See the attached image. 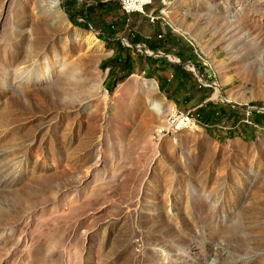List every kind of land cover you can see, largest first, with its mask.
Returning <instances> with one entry per match:
<instances>
[{
    "label": "rangeland",
    "instance_id": "obj_1",
    "mask_svg": "<svg viewBox=\"0 0 264 264\" xmlns=\"http://www.w3.org/2000/svg\"><path fill=\"white\" fill-rule=\"evenodd\" d=\"M46 1L0 0V264H264V0ZM112 25L183 57L182 98L149 63L107 90ZM176 108L196 126L157 138Z\"/></svg>",
    "mask_w": 264,
    "mask_h": 264
},
{
    "label": "trees",
    "instance_id": "obj_2",
    "mask_svg": "<svg viewBox=\"0 0 264 264\" xmlns=\"http://www.w3.org/2000/svg\"><path fill=\"white\" fill-rule=\"evenodd\" d=\"M98 4L100 5V7L104 5L103 3L100 2ZM86 10H87L86 8H80L78 10L66 8V12L69 16V19L75 25H81L77 23L75 18L77 17V15L83 16L84 11ZM122 13L125 16H128L127 14H125L123 10ZM123 22L124 23L126 22V17L123 20ZM87 23L92 24L90 20H87ZM114 29L115 27L114 25H112L111 28H108V31L106 32L105 36H98L101 40L104 41L113 40L112 48L114 49V56L112 58V61L114 62V64L108 76L111 79V83L106 84L107 90L109 92H112L114 88L119 83L123 82L128 76L134 74L136 72V65H140V67L143 68L145 63H149L150 65L156 66V68H160L162 71L169 68V66H172L175 72L174 77L176 79L180 77V73H185V74L187 73V70L184 67L185 60L180 54H177V56L178 58L181 59V63H173V64L168 62L166 57L148 56L147 54H145V52H142L135 48L132 49L124 45L121 40L116 39L118 35L116 34L117 32ZM157 37L154 35L152 37L154 38L153 42L146 44L143 41V43L146 44L147 48L153 52L162 51L163 53L167 54L168 49L166 48L165 42L158 40ZM160 37L161 36H159V38ZM136 42L140 44L142 43V40H137ZM134 53L135 56H133ZM198 70L200 74L203 71V69L200 67H198ZM156 80L159 83L160 90L167 96L168 99L177 102L178 99L183 97L182 93L184 92V88L179 87L180 83H177V85L173 86L172 84L164 82L161 79H156ZM197 112L199 114L202 124L207 125L209 123L214 124L213 122H215L216 119H218V117L222 113L233 115L236 113V110L232 106L224 107L221 103H214L213 101H207L197 108ZM258 116L264 117V113L257 114L256 117ZM215 137L219 141H223L227 138V136L220 133L216 134ZM253 137L254 136H252V138Z\"/></svg>",
    "mask_w": 264,
    "mask_h": 264
},
{
    "label": "built area",
    "instance_id": "obj_3",
    "mask_svg": "<svg viewBox=\"0 0 264 264\" xmlns=\"http://www.w3.org/2000/svg\"><path fill=\"white\" fill-rule=\"evenodd\" d=\"M120 3L121 9L127 15H132L135 13H145V9L150 5H145V0H118ZM164 2V0H162ZM153 2V0H152ZM156 17H151L152 21H154ZM159 55L166 56L163 52L159 51ZM170 59V61L179 63V59L172 60L169 56H166ZM195 70V67L192 68ZM200 74V73H199ZM187 113H191L190 111H181L180 109L176 108V112L174 115L168 119L167 121V130H160L158 131L157 138H161L162 136H166L168 134H174V127L180 123H188L190 121L187 120ZM199 115V114H198Z\"/></svg>",
    "mask_w": 264,
    "mask_h": 264
},
{
    "label": "bare ground",
    "instance_id": "obj_4",
    "mask_svg": "<svg viewBox=\"0 0 264 264\" xmlns=\"http://www.w3.org/2000/svg\"><path fill=\"white\" fill-rule=\"evenodd\" d=\"M48 2V5L50 8H57L58 5H59V2L58 0H49V1H46ZM152 3V0H145V5H151ZM91 41H93L95 44H98V45H101V41H99L98 39H96L95 37H93L91 35ZM176 112V109H174L168 116L167 118V121L169 118H171L174 113ZM187 120L190 121V124L188 123H180V124H177L175 127H174V131H178L180 129H183V128H193L196 126V120L195 118L192 116L191 113H187ZM160 130H165L164 128L160 129ZM212 203V202H211ZM218 204V203H217ZM213 206V205H212ZM214 210V208H213Z\"/></svg>",
    "mask_w": 264,
    "mask_h": 264
},
{
    "label": "crops",
    "instance_id": "obj_5",
    "mask_svg": "<svg viewBox=\"0 0 264 264\" xmlns=\"http://www.w3.org/2000/svg\"><path fill=\"white\" fill-rule=\"evenodd\" d=\"M167 35H169V37H172V35H174V34H172V32H169V34H167ZM168 62H170L171 64L175 63V62H172L170 60H168ZM151 66L153 67L154 74H156L155 76L153 75L154 78L161 79L162 81L167 82V83H170V82L174 81L175 72H174V69H173L172 66H169V68L163 70L165 72L164 76H163L162 70L160 68H156V66H153V65H151ZM155 72H157V73H155ZM184 95H187V93L185 92ZM172 101L175 102L174 100H172ZM205 102H207V99L202 100L200 103H198L196 105V107H200Z\"/></svg>",
    "mask_w": 264,
    "mask_h": 264
}]
</instances>
